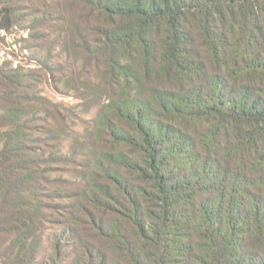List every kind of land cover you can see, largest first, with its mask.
<instances>
[{"label": "trees", "instance_id": "1", "mask_svg": "<svg viewBox=\"0 0 264 264\" xmlns=\"http://www.w3.org/2000/svg\"><path fill=\"white\" fill-rule=\"evenodd\" d=\"M0 264H264V0H0ZM67 75L102 99L68 153ZM42 255V257H41Z\"/></svg>", "mask_w": 264, "mask_h": 264}, {"label": "rangeland", "instance_id": "2", "mask_svg": "<svg viewBox=\"0 0 264 264\" xmlns=\"http://www.w3.org/2000/svg\"><path fill=\"white\" fill-rule=\"evenodd\" d=\"M70 87L66 88L58 83V90L49 87L48 94L54 95L58 100L65 103L71 111L65 118L69 138L61 143V150L65 153L70 151L71 146L78 140L81 141L87 134V124L92 123L102 99H93L84 94L80 86V79L67 75ZM42 257V255H41Z\"/></svg>", "mask_w": 264, "mask_h": 264}, {"label": "built area", "instance_id": "3", "mask_svg": "<svg viewBox=\"0 0 264 264\" xmlns=\"http://www.w3.org/2000/svg\"><path fill=\"white\" fill-rule=\"evenodd\" d=\"M27 30H14L0 27V65L16 68L21 65L34 66L28 60L30 48Z\"/></svg>", "mask_w": 264, "mask_h": 264}]
</instances>
